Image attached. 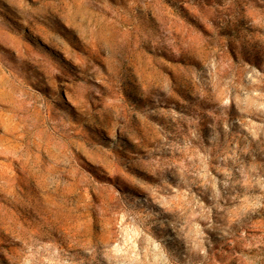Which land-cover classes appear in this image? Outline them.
<instances>
[{
    "label": "rangeland",
    "instance_id": "obj_1",
    "mask_svg": "<svg viewBox=\"0 0 264 264\" xmlns=\"http://www.w3.org/2000/svg\"><path fill=\"white\" fill-rule=\"evenodd\" d=\"M0 264H264V0H0Z\"/></svg>",
    "mask_w": 264,
    "mask_h": 264
}]
</instances>
